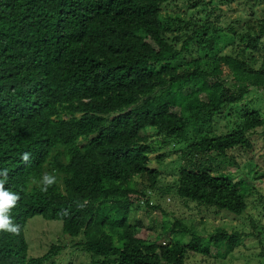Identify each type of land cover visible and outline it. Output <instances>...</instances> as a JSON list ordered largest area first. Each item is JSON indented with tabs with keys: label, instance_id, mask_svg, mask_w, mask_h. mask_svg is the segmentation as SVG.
Instances as JSON below:
<instances>
[{
	"label": "trees",
	"instance_id": "16d2710c",
	"mask_svg": "<svg viewBox=\"0 0 264 264\" xmlns=\"http://www.w3.org/2000/svg\"><path fill=\"white\" fill-rule=\"evenodd\" d=\"M261 5L0 0V264H55L68 248L85 264H228L249 237L261 246L254 264H264V226L251 215L249 234L195 230L205 212L247 219L253 170L233 180L222 167L264 143V120L244 104L232 131L216 122L264 87ZM171 147L181 163L159 190ZM149 189L196 204L200 219L163 210L172 218L146 240L130 220L142 206L163 209ZM37 216L61 221L57 238L72 239L30 257L26 226Z\"/></svg>",
	"mask_w": 264,
	"mask_h": 264
},
{
	"label": "rangeland",
	"instance_id": "374dc122",
	"mask_svg": "<svg viewBox=\"0 0 264 264\" xmlns=\"http://www.w3.org/2000/svg\"><path fill=\"white\" fill-rule=\"evenodd\" d=\"M177 3H180L179 1ZM184 3V2H181ZM235 6V5H234ZM233 6V7H234ZM175 11H181L175 6L173 7ZM256 13L258 17H264V6H260L256 8ZM233 18V15H231ZM228 88H230L231 83L230 81H226ZM252 90V89H251ZM253 101V103H252ZM242 104H238L242 106V109H234V105L231 104L228 105L230 110H223L222 114H227V117L225 121L222 119L218 120L216 122V130L219 133H228L230 130L232 131L233 128H235V122L237 119H240L239 116L240 111L244 109V104L251 109V111H258L260 113L261 119L264 120V87L262 89H259L258 92L253 91V94H249L248 96H245V98L241 101ZM233 108V110H232ZM238 110V111H235ZM240 114H238V113ZM243 115V114H242ZM264 126L262 128L257 129L256 132L263 133ZM159 138L156 134L151 133V139H157ZM262 138L260 137V140L256 141L254 140V152H250L248 155H245L241 153L235 163H228L224 164L222 167V170L225 174H230L232 176L233 180H237V175L240 173L241 170H244V172H248L249 170H253V172L257 171L256 175L253 174V172L248 173V177L250 180H252L253 185L255 189L252 191V196L249 195L247 198L249 203V209L246 213V216H244L247 219L243 218H236V216L225 213L220 214L219 216H215L211 212L204 213L205 216L201 217L205 221L203 222L204 226H201L200 228L195 227V230L198 234L203 235V232L205 235H208L210 233H213V231L217 228L224 227L228 231H234L239 230L244 232V234H249L251 232H254L253 227L249 226L248 224H244L243 222L250 219L248 218L249 215L253 216L255 220H257L258 226H264V214L261 209H257L258 206H261L264 204V177L261 176L262 173H264V143L261 141ZM182 145V144H181ZM180 147V146H179ZM172 147L170 148V150ZM175 150H171L169 156L165 158L164 162L161 163V170L163 172L162 176L160 177V184L156 186V188L162 189L163 187L168 186V184L174 183V174L177 172L179 165L181 163L180 161V154L177 152H174ZM232 155H237L236 153H231ZM155 156H152V158ZM254 158L255 161L259 164V166L255 164H251L250 161H248L250 158ZM153 166H157V162H153ZM258 176V178H257ZM138 183H140V178L137 179ZM146 184H148L146 182ZM144 185H140L142 187ZM148 196L150 198V203L153 206H156L158 204H163V209L161 208H155V209H144L142 206L141 210L135 211L132 213V218L130 220L131 223L135 221H139L142 223L143 229L147 230L146 233H140L139 235L146 240H154L156 233H159L161 226L163 222L166 220H170L172 218V214L169 215L168 218H166V215L163 214V210H167L168 213L173 211L179 215H184L187 217H195L197 219H200V216L196 215V207H194L196 204L191 206H186L184 202L180 200H175L173 196L167 195L165 197H162L158 191L154 190H148ZM256 197L257 199H253ZM261 201V204H260ZM61 221H51L46 220L41 216L34 217L31 219L27 226H26V240L32 245V248L29 250V256L30 257H40L46 254L49 250L50 246L53 245H59L57 241L62 240V238H69L65 235H62L61 238H57L58 235L61 232ZM203 228H206V232L203 230ZM203 230V231H202ZM72 239V238H69ZM76 240V239H75ZM245 243L247 244L246 248H239L235 255L232 256V258L229 260L228 264H254V256H260L259 252L261 251V246L258 245V239L255 238H246ZM264 241V238H263ZM167 243V241H165ZM241 255V257H240ZM245 255L246 257H242ZM230 258V257H228ZM208 264H218L216 261L210 258H206ZM228 260V259H227ZM55 264H85L88 263V259L86 257L85 253H82L78 250V248L72 249L68 248L65 251L61 253V255H58L54 260ZM190 264H196L194 261L191 260ZM198 264V263H197ZM223 264V263H219Z\"/></svg>",
	"mask_w": 264,
	"mask_h": 264
}]
</instances>
